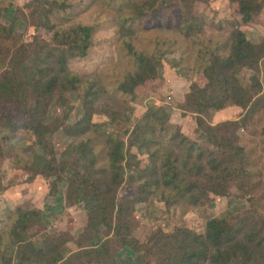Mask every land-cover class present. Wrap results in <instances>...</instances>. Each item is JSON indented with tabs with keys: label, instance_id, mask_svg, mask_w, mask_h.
<instances>
[{
	"label": "trees",
	"instance_id": "obj_1",
	"mask_svg": "<svg viewBox=\"0 0 264 264\" xmlns=\"http://www.w3.org/2000/svg\"><path fill=\"white\" fill-rule=\"evenodd\" d=\"M144 1L139 4L141 8L136 9L137 18L178 4L183 9L181 19L189 30L199 18L192 9L208 0ZM228 1L239 20L228 38V54L209 53L198 79L184 95L181 107L186 116L191 115L187 118L195 125L198 138L188 140L181 132L183 127L167 125L169 114L165 107L150 109L126 131V141L109 135L103 147L105 165L97 167L98 155L91 154L88 139L80 143L74 167L70 169L69 158L60 163L61 169L49 158L52 137L61 126L59 120L51 118L50 107L55 96L63 98L64 92L77 89L80 78L68 71V65L72 60L87 56L93 46V28L79 25L57 29L53 15L69 7L57 0H30L23 7L13 4L2 7L0 124L13 133L26 129L35 135L42 154L35 163L43 170L39 174L47 170L50 178L63 172L65 177L59 180L67 183V201L71 205L83 204L86 212L83 233L88 238L85 246L72 255L64 248L66 243L58 245L56 238H48L47 251L37 250V243L33 242L36 235L28 233L33 222L23 214L10 230L9 249H3L4 242L0 238V264H74V261L90 264L92 259H101L100 264H120L118 252L112 251L111 246L127 249V255L135 256L133 264H263L264 217L255 218L250 211L243 214L227 211L223 216L212 218L204 234L176 227L168 233L157 231L138 241L130 231L134 204L154 193H159L168 205L184 202L202 206L213 202L212 195L227 197L233 185L247 194L253 193L257 185L251 154L235 135L228 134L232 127L249 123L255 116L264 120V87L258 74L264 59V43L253 44L241 29L264 13V0ZM29 18L36 27L51 32L50 40L19 44L22 21L27 22ZM133 57L137 71L119 87L125 93L134 92L146 80L157 76L150 58L137 53H133ZM244 70L252 72L248 84L244 82ZM229 106L240 107L245 114L238 121L215 126L206 120L212 113ZM157 115L160 124H166L162 130L173 129L167 146L156 136ZM90 116L86 115V121H78L65 130L71 131L74 137L85 135L96 126ZM261 131L264 136V124ZM131 149L147 159L134 164L133 170L142 180L136 185L137 200L123 204L117 200V191L125 183V174L132 169L127 159H136ZM128 183L134 184V177H130Z\"/></svg>",
	"mask_w": 264,
	"mask_h": 264
},
{
	"label": "rangeland",
	"instance_id": "obj_2",
	"mask_svg": "<svg viewBox=\"0 0 264 264\" xmlns=\"http://www.w3.org/2000/svg\"><path fill=\"white\" fill-rule=\"evenodd\" d=\"M28 1L0 0V13L2 7H9L10 4L23 7ZM57 1L69 6L66 11L53 15L52 21L57 29L79 25L93 28V46L87 56L72 60L68 65V71L80 78L77 89L64 92L63 98L55 96L50 107L51 118L59 120L61 124L52 137L49 151V158L58 169H61L60 163L67 158L72 164L68 168L74 167L76 150L80 149V143L88 142V139L91 154L98 155L97 167L105 165L103 147L109 135L126 141V131L131 130L132 125L148 110L159 107H165L168 111L167 125L183 127L181 132L188 140L198 138L191 115L187 114L190 117L187 118L181 107L184 95L191 83L198 79V73L208 61L209 53L214 52L220 56L228 54V38L236 23H239L234 6L228 0H208L197 4L192 13L199 14V18L189 30L181 19L183 9L178 4L137 18L134 14L137 13L136 9L141 8L139 4L142 0ZM23 20L18 35L19 44L24 41L34 43L38 39L50 40L52 34L49 30L36 27L31 18L27 22ZM187 25L191 24L187 22ZM241 29L253 44L264 43V13L258 14L252 23ZM133 53L150 58L156 66L157 76L146 80L134 92L125 93L119 89L120 84L137 71ZM251 74V71L244 70L245 83H249ZM258 74L264 87V59ZM88 114H91V123L96 126L86 131L85 135L74 137L71 131L65 130L78 121H86ZM244 114L242 108L229 106L212 113L206 120L215 126L226 121H238ZM159 118L157 115L159 124L156 126V136L167 146L173 129L162 130L166 124L161 125ZM263 124V118L255 116L249 123L232 127L228 134L235 135L239 144L251 154L253 173L256 176L254 183L257 184L253 193L247 194L245 190L233 185L227 197L212 195L213 202L202 206H191L184 202L168 205L162 201L159 193H154L133 206L130 228L133 237L142 241L157 231L168 233L176 227H186L204 234L207 222L225 215L227 211L235 214L250 211L255 218L264 217ZM131 151L135 153L136 159H127L132 169L125 174V183L117 191V200L123 204L137 200L136 185L142 180L138 179V172L133 170L134 164L137 160L147 159L136 149ZM40 156L42 154L35 135L26 129L13 133L3 129L0 124L2 247L9 249L10 230L25 214L33 222L28 233L36 235L33 242L37 243V250L47 251L48 238H56L58 245L66 243L64 248L72 255L79 252V248L87 242L88 236L83 233L86 212L83 204L71 205L67 201V183L59 180L65 177L63 172L50 178L47 177V170L39 174L43 170L35 163ZM130 177H134V184L128 183ZM146 178H150V175ZM110 248L118 252L120 264H133L135 256L127 255V249ZM90 262L100 264L101 259H92ZM74 264L79 263L74 261Z\"/></svg>",
	"mask_w": 264,
	"mask_h": 264
}]
</instances>
